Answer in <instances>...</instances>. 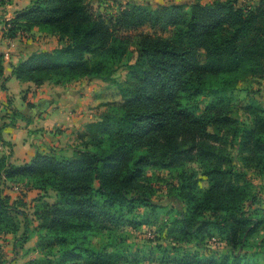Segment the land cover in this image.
Here are the masks:
<instances>
[{"label": "trees", "instance_id": "1", "mask_svg": "<svg viewBox=\"0 0 264 264\" xmlns=\"http://www.w3.org/2000/svg\"><path fill=\"white\" fill-rule=\"evenodd\" d=\"M4 26L6 37L46 32L62 43L11 65L35 85L108 78L135 55L132 93L102 103L122 111L115 123L102 112L68 156L36 151L14 164L0 154V236L12 235L13 250L31 238V212L41 231L32 264H152L122 235L112 250L92 241L142 227L156 235L159 264H264V206L244 172L264 170V107L231 96L264 78V0H129L112 14L86 0H30ZM3 61L0 53V76ZM155 172L171 178V209L156 199ZM7 183L37 195L12 200Z\"/></svg>", "mask_w": 264, "mask_h": 264}, {"label": "rangeland", "instance_id": "2", "mask_svg": "<svg viewBox=\"0 0 264 264\" xmlns=\"http://www.w3.org/2000/svg\"><path fill=\"white\" fill-rule=\"evenodd\" d=\"M126 1L129 0H86L87 5L95 12V13H107L112 14L118 9L119 4H124ZM135 1L142 4H150L151 6H155L156 4H167L175 1H182V0H130ZM187 3H191L192 1L196 0H183ZM200 2H209L211 0H198ZM253 0H237L238 4H250ZM30 2V0H0V32L1 36H4L5 31H3V23L6 21L2 18L3 15H11L15 9L20 8L23 5H26ZM7 16V17H8ZM2 19V20H1ZM2 26V27H1ZM143 31H146L147 28H143ZM26 37V36H25ZM30 39V47L29 50L35 49L36 47H43V48H52L57 47L61 45L62 43L58 42V39L53 37L52 34H43L39 32H35L31 36L27 37ZM18 42V43H17ZM35 42H38V44H34ZM17 45L19 43H23V41L19 40L17 38L16 40ZM9 48L7 45L5 46V49ZM15 51V53H14ZM17 49L13 50V53H10V56H13L12 58L5 59V68L9 69V66L12 61L17 60ZM134 54H128L126 55L123 60L116 65L114 73L108 77L104 78L101 76H91L79 80H71L68 82V86H70L76 94H83L86 91L87 98H82L77 96V100L75 102H72V104L69 105V109L73 107V111H77L76 113V119H79L78 123L74 124L75 127H81L83 126L84 122H86L89 119H94L99 116L100 113L106 111L110 112L113 115V123L120 117L122 114V111L117 106H105L102 103H110V104H116L121 101H123L128 95H130L131 89H132V82L128 80L126 75V65L132 64L134 62ZM11 59V61L9 60ZM17 85H19V81L15 80ZM14 83V82H12ZM52 83H49L46 85V88H51ZM246 87H251L249 92L245 91ZM34 89V86H28L27 88L23 89L22 93L31 92ZM247 92V93H246ZM73 93V92H72ZM233 101L238 100H250L255 105H261L264 107V78L259 80L256 83H253L252 85L246 86V84H243L239 90H236L231 93ZM60 98V97H58ZM62 100V99H61ZM118 105V104H116ZM58 108V106H57ZM69 112V111H68ZM61 126V125H60ZM69 129V128H67ZM55 131H63L61 128H54ZM8 133H4V136L7 138H10V134L14 135L16 138L15 140L18 141L19 134L21 132H14L12 129L8 130ZM75 131H73L70 136H65V139L63 140L62 144H66V146H69V149L72 148L71 145H77L79 142H74L75 138ZM28 137L29 135L26 134ZM74 140V141H73ZM33 141V140H31ZM75 143V144H74ZM61 144V143H60ZM61 144V146H62ZM64 146V145H63ZM10 147V146H8ZM58 147V146H57ZM9 148L3 147L1 145L0 141V154H6ZM67 149L63 151L62 149L59 151L58 148L51 149L58 155H67L70 153V150ZM48 150V149H47ZM51 150L45 151L49 152ZM57 150V151H56ZM24 151V150H23ZM30 151H33V147L30 148ZM17 154L19 156H29L30 152H26L23 154L22 151H17ZM31 156V155H30ZM197 168V165H195ZM244 172L246 173V179L248 181V184L250 185V189L253 191V193H257L260 197V205L264 206V170H257L253 168H245ZM158 175L157 181H155V185L157 187V194L156 199L157 201L163 203L166 205V210L171 209V207H174L173 202H171L168 198L167 193V183L171 180L170 176L167 175L165 172H155V177ZM155 179V178H154ZM22 183H19V187H15L13 185L9 186L4 185L3 189H6L7 191L9 189H13L15 192L12 193L13 195H17L16 199L18 202L24 201L25 204H30L33 199H35L37 192L33 189H30L25 184L21 185ZM200 187L205 188L206 182L204 181V177L201 178ZM5 191V190H4ZM10 191V190H9ZM46 199L49 201H52L54 199L53 192H48ZM18 209L21 210L24 209L26 214L29 213V210H27V206H21L17 204ZM171 212V210H170ZM173 212V211H172ZM31 215V212L29 213V224H30V230H31V238L29 239L28 243H26V246L23 248H18L17 250H8V251H1L0 259L3 256H6V258L3 261H10L14 262V264H32L31 261L33 257H38L40 254L39 252L34 249L36 247V243L38 240V235L41 233L36 227L37 222L34 220V218ZM164 215V213H163ZM161 215V217H163ZM17 222L22 225L23 218L15 215ZM167 215H164V218H166ZM19 225V227H20ZM157 230V226H154ZM123 236L124 242L126 244H131V247L133 249H137L140 251L141 255H143L146 260H154L152 264H159V257L160 252L156 250V244L158 243L157 239H155L156 235L145 228L142 227L141 229L132 230L130 228H124V232L121 233V230H116L114 232L113 240L104 236L95 237L92 239L93 242L105 246L107 250L113 249V244L118 241V238L120 236ZM115 238V239H114ZM160 241V240H159ZM160 243V242H159ZM223 245H219L218 250H222ZM33 248V250H32ZM35 251V252H34ZM262 261L264 262V251L262 252ZM145 264H149L148 262H145ZM151 264V263H150Z\"/></svg>", "mask_w": 264, "mask_h": 264}, {"label": "crops", "instance_id": "3", "mask_svg": "<svg viewBox=\"0 0 264 264\" xmlns=\"http://www.w3.org/2000/svg\"><path fill=\"white\" fill-rule=\"evenodd\" d=\"M171 3L187 2L182 0ZM26 5L15 9L14 12L25 7ZM14 12L9 16L5 14L2 16V18L7 20L13 16ZM4 23L3 27L1 26L3 31H5ZM34 33L35 32L25 35H17L16 37H6L5 35L2 37L0 32V53H3L4 55L3 74L0 76V141L3 147L6 146V148H9L6 154H11L9 161L14 164H21L29 161L36 151L45 152L53 148H58L59 151L61 149L63 151L69 149V146H66L68 143L62 144L65 136H70L69 134L76 130L74 138L75 141H73L77 143L78 133L82 132L88 123L96 121L100 116L97 115V117L94 119L87 120L81 127H75L76 125L74 124L79 122V119H76L77 111H73V107L69 109V105L77 100V96L87 98V93L84 91L85 93L83 94H76L74 89L68 86V82L64 84H53L50 81H45L40 85H35L32 82H22L18 80L19 85H17L15 81L17 79L11 75L12 64H16L19 60L25 59L34 51H50L55 48H39L34 46L35 49L29 50L27 47H30V43H28L30 42V39L27 37ZM39 33H43L45 35L49 34L46 32ZM52 36L57 38L55 35ZM17 38L23 41V43H19L17 45ZM8 44L9 48L5 49V46L7 45L8 47ZM34 44L37 45L38 42H35ZM15 49L18 51L17 60L12 61L9 69H6L5 59L7 60L10 57L12 58L13 56H10V53H13V50ZM9 60L11 61V59ZM49 83H52V87L46 88V85ZM28 86H34V89L31 92L22 93L21 91ZM57 127L63 129V131H55L54 128ZM10 129H12L14 132H21L19 134L20 138H18V141L15 140L16 137L13 134H10V138L4 136V133H8V130ZM26 134L29 136L27 137ZM71 146L73 148L75 145ZM32 147L33 151H30V148ZM72 148L69 149L70 153L67 154V156L71 154ZM18 150L22 151L23 154L26 152H30V154H28L29 156L25 158V156L22 157L17 154ZM6 185H8V183ZM4 190V193L9 194L12 200L16 199L17 195L12 194L15 192L12 188L9 189L10 191H7L6 189ZM12 243L13 238L11 234L0 236V254L2 250H12ZM24 246H26V244H24ZM5 258L6 256L1 257L0 264H14L13 261H3ZM34 258L35 257H33V259Z\"/></svg>", "mask_w": 264, "mask_h": 264}, {"label": "built area", "instance_id": "4", "mask_svg": "<svg viewBox=\"0 0 264 264\" xmlns=\"http://www.w3.org/2000/svg\"><path fill=\"white\" fill-rule=\"evenodd\" d=\"M16 187V186H15Z\"/></svg>", "mask_w": 264, "mask_h": 264}]
</instances>
